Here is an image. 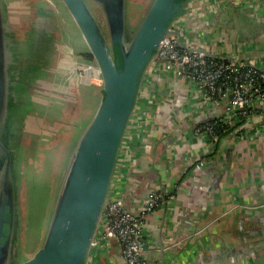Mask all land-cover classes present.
<instances>
[{
    "label": "crops",
    "instance_id": "obj_1",
    "mask_svg": "<svg viewBox=\"0 0 264 264\" xmlns=\"http://www.w3.org/2000/svg\"><path fill=\"white\" fill-rule=\"evenodd\" d=\"M5 2L11 21L23 11L40 21L50 17L54 43L42 67L41 94L60 102L59 111L73 113L79 122L91 118L99 104L101 81L94 76L91 82V75L88 82L79 79L78 67L92 63L61 0ZM215 4L214 16L232 29L205 24L213 17L209 16L197 27H183L187 41L227 56L234 46L235 54H264V0H215ZM200 5L206 7L204 1ZM209 32H218L222 42ZM194 103L184 81L161 67L149 69L109 194L122 199L130 212H138L154 191L165 195L166 205L144 220L147 264H264V104L215 152L214 142L193 135V126L210 118L206 112L219 117L224 110L219 106L199 110ZM200 160L204 166L197 170ZM86 264L126 263L112 241L92 247Z\"/></svg>",
    "mask_w": 264,
    "mask_h": 264
},
{
    "label": "water",
    "instance_id": "obj_2",
    "mask_svg": "<svg viewBox=\"0 0 264 264\" xmlns=\"http://www.w3.org/2000/svg\"><path fill=\"white\" fill-rule=\"evenodd\" d=\"M192 1L151 0L140 23L132 30L127 26V0H61L97 68L100 100L81 130L61 174L42 245L31 258L23 259L20 251H16L19 190L11 166V145L4 139L10 96L9 64L4 59L11 55L5 53L4 47V40H8L4 35L8 29L5 25L7 5L5 0H0V155L3 154L0 160V264H86L108 201L125 132L136 109L142 83L164 39L174 35L180 47L212 59L235 63L264 59L262 53L235 54V46L233 54L227 56L219 50L183 41L171 27ZM92 5L99 8L104 17L105 32L93 14ZM212 16L205 24L232 29L222 26L217 17ZM235 32L232 31V36ZM235 42L233 38L232 44ZM184 85L188 89L187 84ZM206 113L207 117L217 118L211 112ZM204 120L207 119L195 123L193 129ZM160 195L164 207L166 198ZM5 214H8L7 220ZM163 258L165 261L166 255Z\"/></svg>",
    "mask_w": 264,
    "mask_h": 264
},
{
    "label": "built area",
    "instance_id": "obj_3",
    "mask_svg": "<svg viewBox=\"0 0 264 264\" xmlns=\"http://www.w3.org/2000/svg\"><path fill=\"white\" fill-rule=\"evenodd\" d=\"M201 1L206 3V7H201ZM215 5V0H193L171 28L186 41L183 27H190L187 21L189 19L201 21L215 15L217 10L213 8ZM211 34L216 42H222L223 37L218 32ZM262 62L264 61L254 60L235 63L212 59L202 53L180 47L173 35L160 43L151 67H161L184 81L191 98L195 100V109L208 111L219 106L224 112L223 116L215 118L216 122L235 126L239 123L238 116L246 117V122L250 121L251 116L260 111L259 105L264 104ZM81 72L87 76H95L97 68L92 65L82 66ZM212 129V125H200L193 129V135L199 140L210 139ZM203 166L204 163L200 160L196 161L194 168L200 170ZM161 206V195L155 191L149 194L138 212H130L122 199L109 194L92 247L114 241L119 245L126 264H147L148 244L144 220Z\"/></svg>",
    "mask_w": 264,
    "mask_h": 264
},
{
    "label": "rangeland",
    "instance_id": "obj_4",
    "mask_svg": "<svg viewBox=\"0 0 264 264\" xmlns=\"http://www.w3.org/2000/svg\"><path fill=\"white\" fill-rule=\"evenodd\" d=\"M151 0H127V26L134 30L140 23ZM100 26L105 32L104 17L95 5H92ZM25 11H23L24 13ZM196 25V22H193ZM89 60L94 66L91 58ZM79 79L88 82V77L78 67ZM90 76V75H89ZM92 77L89 80L94 81ZM41 101L50 98L41 94ZM38 98V99H39ZM39 99V100H40ZM42 105L27 102L21 107V114H32L31 131L26 129L22 145L17 156V179L20 212L23 215L24 233L20 255L31 258L41 247L44 232L49 220L56 187L59 184L68 157L86 123L87 118L79 122L73 113L59 111L57 100ZM53 103L58 105H53ZM31 116V115H30ZM48 122V123H46ZM35 131V133H32Z\"/></svg>",
    "mask_w": 264,
    "mask_h": 264
},
{
    "label": "flooded vegetation",
    "instance_id": "obj_5",
    "mask_svg": "<svg viewBox=\"0 0 264 264\" xmlns=\"http://www.w3.org/2000/svg\"><path fill=\"white\" fill-rule=\"evenodd\" d=\"M27 9L28 8H25V10ZM27 14V11H25L20 14L21 16L19 15L20 17L13 18L12 21L7 14L5 25L8 29L6 33H4L6 39H8L4 40L5 53L7 54L9 52L11 55L10 58L5 57L4 59L5 62L7 61V64H9L7 78L10 83L9 104L4 123V139L9 146L11 145L9 147L11 152V166L14 168L17 184L16 168L19 147L22 145L26 133L25 130L28 129L31 131V120L34 118L32 114H27L24 110L21 114L20 110L27 102L38 104L47 102V100L41 101L39 98V96H41L40 86H42V67L45 66L50 59L54 43L53 34L52 37L47 36V33H50L53 28V22L50 20L40 21L33 14L30 16ZM40 14L44 15L42 13ZM94 16L97 19L95 14ZM49 18L48 16V19ZM187 22H189L190 27H197L201 21L189 19ZM193 22H196V25H194ZM46 25L47 30L45 33L44 29ZM40 81L41 84H39ZM18 113L19 115H17ZM32 133H35V131ZM2 157L3 154L0 155V160ZM20 211L18 201L17 214L19 229L17 231V238L19 242H17L18 246L16 251H20L21 247L24 245L23 238L25 237L23 215ZM5 219H8V214H5Z\"/></svg>",
    "mask_w": 264,
    "mask_h": 264
},
{
    "label": "trees",
    "instance_id": "obj_6",
    "mask_svg": "<svg viewBox=\"0 0 264 264\" xmlns=\"http://www.w3.org/2000/svg\"><path fill=\"white\" fill-rule=\"evenodd\" d=\"M38 16H41V15H38ZM222 16L223 15H221L220 17H222ZM42 17L44 18V15H42ZM48 20H49L48 17H46V21H48ZM44 30H45V33H46L47 25L45 26ZM50 30H51V27H50ZM47 36L48 37H50V36L52 37V30H51L50 33H47ZM88 57L91 58L89 55H88ZM17 115H19V113ZM216 120L217 119H215L213 117L212 118H208L207 120H204L201 124L197 125V126H200V125L208 124V125H212L213 126L212 132L210 133L209 136H210V140L212 142H214V144H215V152L218 151L219 145L222 143L223 140H225L227 137H229L231 135H237V130L242 128V126L245 124L246 117L238 116L239 123L237 125H235V126H230L228 124L217 123Z\"/></svg>",
    "mask_w": 264,
    "mask_h": 264
}]
</instances>
